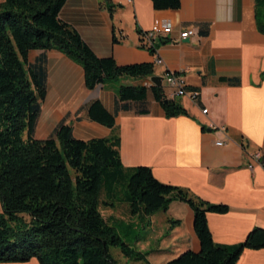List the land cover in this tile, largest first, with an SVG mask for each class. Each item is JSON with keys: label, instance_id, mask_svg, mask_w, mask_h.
<instances>
[{"label": "crops", "instance_id": "obj_1", "mask_svg": "<svg viewBox=\"0 0 264 264\" xmlns=\"http://www.w3.org/2000/svg\"><path fill=\"white\" fill-rule=\"evenodd\" d=\"M59 18L99 58L113 57L121 67L153 64V76L164 78L166 98L179 102L189 117L166 118L151 91L146 115L139 114L134 103H118L119 86L151 89V78H122L89 91L82 67L64 54L32 51L30 64L43 62L47 70V97L35 139L50 138L62 123L70 124L80 140L119 135L125 169L149 167L162 183L230 207L226 215H208L216 244L237 245L254 228H264V169L259 165L249 169L253 154L264 157V35L257 28L255 0H182L180 9L165 11L155 10L150 0H67ZM167 25L172 27L169 32ZM187 30L195 35L189 42L180 41L181 32ZM146 34L156 36L155 55L143 48ZM114 36L119 43L113 42ZM169 75L177 76L188 90L199 91V101L177 96L165 82ZM222 79H239L240 85ZM96 99L116 115L114 128L89 119L88 107ZM220 140L226 144L217 146ZM119 206L129 215L128 207L120 203L106 211ZM129 219L139 230L145 226L151 230L141 246L153 238L162 242L156 253L177 249L178 257L188 250L201 251L194 213L185 203L174 201L166 212ZM160 222L167 230L157 234ZM24 264L39 263L34 259ZM237 264H264V250L244 251Z\"/></svg>", "mask_w": 264, "mask_h": 264}, {"label": "trees", "instance_id": "obj_2", "mask_svg": "<svg viewBox=\"0 0 264 264\" xmlns=\"http://www.w3.org/2000/svg\"><path fill=\"white\" fill-rule=\"evenodd\" d=\"M67 0H0V264H118L111 249L129 260L151 264L149 252L137 249L151 235L148 226L105 218L103 210L125 204L131 218H150L170 204H187L194 213V230L201 251L188 250L164 264H237L246 250H264V228H254L237 245L213 240L208 215H226L227 204H214L189 191L160 182L151 168L125 169L119 135L80 140L62 123L46 140L35 139L42 104L47 97L43 62L30 64L32 51L55 50L81 66L89 91L122 78L153 77V64L118 66L113 57L99 58L59 14ZM155 10H178L182 0H150ZM110 10L113 7H109ZM257 28L264 35V0H255ZM114 43L119 40L114 36ZM158 45L146 47L156 54ZM240 85L239 79H222ZM185 90L200 93L194 89ZM168 119L189 117L169 100L163 88L121 85L118 103H134L146 115L148 92ZM88 117L114 128L116 115L100 99L90 103ZM129 234L133 238L129 237ZM129 237V238H128Z\"/></svg>", "mask_w": 264, "mask_h": 264}, {"label": "rangeland", "instance_id": "obj_3", "mask_svg": "<svg viewBox=\"0 0 264 264\" xmlns=\"http://www.w3.org/2000/svg\"><path fill=\"white\" fill-rule=\"evenodd\" d=\"M0 211H2V203L0 200ZM102 214L104 215L105 218H110V216H112L113 218L117 219V220H121L124 221L125 224H129L128 222H130L131 219H129V215L127 214L126 210L123 207H118L117 209L113 210V211H106L103 210ZM139 219L136 220V222H138ZM157 234L159 233H163L167 230V226L164 223H158L157 224ZM129 237L133 238L132 235L129 234ZM128 237V238H129ZM169 242V240H168ZM162 243V242H158ZM158 244H157V239L153 238L152 241L147 244H144V247L141 246L143 245V243H141L140 245L137 246V249L142 251V252H149L150 255L148 257V260L150 261L151 264H164L165 262L171 261L173 259H175L176 253L178 252L177 249H168L169 251L166 253H156L155 251L158 250ZM161 246V244H160ZM171 247V246H167ZM111 255L112 257L118 262V264H146L144 262H135L132 260L127 259L121 252V250L119 248H112L111 249Z\"/></svg>", "mask_w": 264, "mask_h": 264}, {"label": "built area", "instance_id": "obj_4", "mask_svg": "<svg viewBox=\"0 0 264 264\" xmlns=\"http://www.w3.org/2000/svg\"><path fill=\"white\" fill-rule=\"evenodd\" d=\"M172 27L171 25H167L165 28L166 32L171 31ZM195 35L194 30H187L183 31L180 34V41H184L187 39L192 38ZM156 39L155 34H146L145 35V40H146V47H153L154 46V40ZM165 82L168 86L174 87L175 88V93H179V96H189L193 101L198 102V93H191L185 90V86L183 85V82L177 78V76L174 75H169L165 78ZM203 114L206 115L208 114V110L205 109L203 110ZM210 129H214L215 126L213 124H210ZM224 131V129H222ZM226 144V141L220 140L216 143L217 146H224ZM251 164L249 165L250 170H254L255 165H259L262 169H264V157L261 155L260 152H257L253 154L251 157Z\"/></svg>", "mask_w": 264, "mask_h": 264}, {"label": "water", "instance_id": "obj_5", "mask_svg": "<svg viewBox=\"0 0 264 264\" xmlns=\"http://www.w3.org/2000/svg\"><path fill=\"white\" fill-rule=\"evenodd\" d=\"M189 41H190V39H187V40H184L183 42H189ZM151 82H152V86L162 88L164 78H162L160 76H153V77H151Z\"/></svg>", "mask_w": 264, "mask_h": 264}, {"label": "bare ground", "instance_id": "obj_6", "mask_svg": "<svg viewBox=\"0 0 264 264\" xmlns=\"http://www.w3.org/2000/svg\"><path fill=\"white\" fill-rule=\"evenodd\" d=\"M177 96H179V93H177Z\"/></svg>", "mask_w": 264, "mask_h": 264}]
</instances>
